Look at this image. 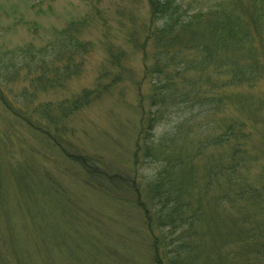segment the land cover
<instances>
[{"label": "trees", "instance_id": "obj_1", "mask_svg": "<svg viewBox=\"0 0 264 264\" xmlns=\"http://www.w3.org/2000/svg\"><path fill=\"white\" fill-rule=\"evenodd\" d=\"M194 2L148 0L144 31L129 33L130 51L141 55L144 66L140 95L151 101L148 108L140 106L133 176L118 179L81 154H66L101 183L114 181L117 193H127L140 210L148 231L159 232L151 243L156 264H264L263 225L259 232L250 229L248 236V228H240L250 214L235 216L246 208V199H254L255 205L264 202V187L249 183L243 173L258 162L256 152L264 151L263 145L260 150L246 145L264 127V101L236 93L243 85L255 87L264 76L255 46L264 37V0H249L245 15L242 0H215L207 7ZM87 49L76 22L40 47L0 48V101L5 110L65 151L74 114L107 98L125 76L135 74L129 52L112 44L92 87L60 101L41 100L64 91L69 80L82 74ZM18 80L22 88L10 95L8 86ZM145 83L149 88L143 95ZM251 101V108L246 105L248 121L241 113ZM229 102L232 113L209 120ZM201 158L206 159L203 166ZM149 165L147 171L144 166ZM10 167L13 177L16 170H32ZM228 207L236 214L226 212Z\"/></svg>", "mask_w": 264, "mask_h": 264}, {"label": "rangeland", "instance_id": "obj_2", "mask_svg": "<svg viewBox=\"0 0 264 264\" xmlns=\"http://www.w3.org/2000/svg\"><path fill=\"white\" fill-rule=\"evenodd\" d=\"M214 1L195 0L193 4L207 7ZM242 1L245 15L251 5L249 0ZM149 14L148 0H0L2 50L26 45L40 47L53 33L73 22L79 23L82 39L88 42L82 74L69 80L64 91L58 89L43 95L41 100L60 101L92 87L100 66L112 53V44L129 52V66L135 69V74L125 76L107 98L74 114L64 141L67 151L8 113L0 101V264H156L151 243L159 232L156 230L153 235L148 231L140 210L127 193H117L114 181L101 183L87 174V167L66 154H81L87 158H83L85 161L106 167L118 179L133 176L134 167L130 164L140 106L148 108L151 101L140 95L138 79L144 66L141 55L130 51L133 47L128 45V37L131 31H144ZM255 46L260 49L257 58L264 69V37L256 40ZM255 84L243 85L236 93L264 101V76ZM22 85L18 80L8 86L13 90L10 95ZM148 88L145 83L143 95ZM252 101L244 104L245 113H241L248 121L246 105L251 108ZM233 109L229 102L209 120H219V116H226ZM263 134L261 126L255 142H248L247 147L263 149ZM256 153L258 162L243 173L249 183L264 187V151ZM205 163V158L199 160L200 166ZM15 164L32 170H16L13 177L10 166ZM150 166L144 168L148 171ZM201 172L199 167V176ZM245 202L246 211L235 216L250 214L240 230L247 227L251 236L250 229L259 232L258 227H264V202ZM231 209L225 210L236 214Z\"/></svg>", "mask_w": 264, "mask_h": 264}]
</instances>
